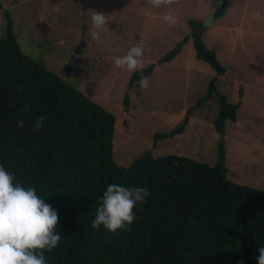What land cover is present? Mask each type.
Instances as JSON below:
<instances>
[{
  "label": "trees",
  "instance_id": "1",
  "mask_svg": "<svg viewBox=\"0 0 264 264\" xmlns=\"http://www.w3.org/2000/svg\"><path fill=\"white\" fill-rule=\"evenodd\" d=\"M3 7L0 4V10ZM0 36V165L14 182L32 186L56 210L62 239L45 252L46 264H258L264 246V191L228 179L225 135L238 104L217 88L227 68L206 47L202 25L160 63L172 62L192 41L196 58L216 73L207 94L188 113L216 98L214 121L221 135L220 159L210 166L188 157L146 152L129 167L114 158L116 117L80 90L26 56L8 12ZM86 47L84 41L77 54ZM134 73L129 87L140 80ZM28 106V111L21 110ZM130 107L129 95L124 100ZM44 116L39 132L32 126ZM23 120V127L17 121ZM165 135H157V141ZM145 187L150 196L134 209L130 230L91 225L107 186Z\"/></svg>",
  "mask_w": 264,
  "mask_h": 264
},
{
  "label": "rangeland",
  "instance_id": "2",
  "mask_svg": "<svg viewBox=\"0 0 264 264\" xmlns=\"http://www.w3.org/2000/svg\"><path fill=\"white\" fill-rule=\"evenodd\" d=\"M0 4V36L5 34L8 12L26 56L115 115L113 152L122 167L146 152L154 157H188L210 166L219 161L217 99L188 113L207 94L215 71L196 58L192 41L172 62L160 63L190 34L189 21L197 20L206 47L227 68L217 88L239 105L237 120L227 123L224 137L228 179L264 191V0H228L221 17H215L220 7L215 0H179L171 6L177 17L174 26L163 20L168 8H153L147 0H0ZM90 10L106 14L108 20L110 31L99 41L90 37ZM256 10L261 12L259 21L252 16ZM82 41L86 47L77 54ZM141 42L143 73L150 81L147 90L139 81L130 88L134 73L114 65L116 57ZM157 135L165 138L157 141Z\"/></svg>",
  "mask_w": 264,
  "mask_h": 264
},
{
  "label": "clouds",
  "instance_id": "3",
  "mask_svg": "<svg viewBox=\"0 0 264 264\" xmlns=\"http://www.w3.org/2000/svg\"><path fill=\"white\" fill-rule=\"evenodd\" d=\"M153 8H168L163 20L169 25L177 23L171 6L179 0H147ZM90 37L99 41L102 34L110 31L106 14L90 10ZM253 19H261L260 10L252 13ZM207 27V22L205 23ZM145 45L143 42L132 46L125 55L114 59L117 69L128 73H139V86L147 90L150 81L144 75ZM22 112L28 111L25 106ZM45 117L37 118L32 126L33 132H39L45 123ZM24 121H17L18 127H23ZM14 173H10L0 165V264H46L45 252L56 249L62 239L56 232L58 214L43 198L37 194L35 187H25L22 182H14ZM150 192L145 187H130L119 184L107 186L96 209L92 222L94 229L101 225L111 232L130 230L137 219L134 209L146 203ZM258 264H264V246L257 249Z\"/></svg>",
  "mask_w": 264,
  "mask_h": 264
},
{
  "label": "water",
  "instance_id": "4",
  "mask_svg": "<svg viewBox=\"0 0 264 264\" xmlns=\"http://www.w3.org/2000/svg\"><path fill=\"white\" fill-rule=\"evenodd\" d=\"M216 2L220 3V7L218 8V11L215 15V17H221L225 14L227 6H228V0H215ZM153 71V68H151L150 72ZM183 130V127L179 129V132Z\"/></svg>",
  "mask_w": 264,
  "mask_h": 264
}]
</instances>
